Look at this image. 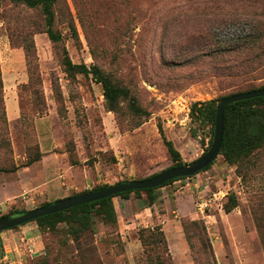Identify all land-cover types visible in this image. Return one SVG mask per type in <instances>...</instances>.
Returning a JSON list of instances; mask_svg holds the SVG:
<instances>
[{"label": "rangeland", "instance_id": "rangeland-1", "mask_svg": "<svg viewBox=\"0 0 264 264\" xmlns=\"http://www.w3.org/2000/svg\"><path fill=\"white\" fill-rule=\"evenodd\" d=\"M77 1L78 7L65 0L67 7L58 11L55 22L71 61L112 74L149 115L137 125L125 105L118 113L109 111L102 85L92 73L65 71L60 47L36 30L41 25L38 12L2 1L0 71L11 121L7 117V144H0V173L15 174L36 163H57L61 171L49 177L44 193H26L11 205L0 204V216L172 167L162 133L184 163L198 159L208 146L211 125L191 120V104L228 94L238 81L224 77V64L209 55L235 48L241 37L264 26V0ZM68 16L77 38L67 29ZM80 17H86L85 24ZM30 40L34 49L28 55L24 45ZM240 55L232 51L223 57L234 64ZM251 64L254 71L247 80L264 84V57ZM38 153L39 160L27 165ZM250 159L242 168L243 177L219 154L208 169L157 189V199L149 207L139 204L134 194L129 201L114 197L116 223L97 217L94 225L100 264H146L138 233L154 226L165 234L170 264H209L208 246L216 264H264V149ZM46 168L44 175L58 172L55 165ZM231 196L237 205L227 212ZM205 199L209 206L201 211L199 204ZM32 223L22 228L42 248L19 242V226L3 230L0 252L6 257H0V264H35L48 249L51 257H60L59 264H73L65 261L76 250L71 239L63 244L64 226L58 225V233L38 234Z\"/></svg>", "mask_w": 264, "mask_h": 264}, {"label": "trees", "instance_id": "trees-1", "mask_svg": "<svg viewBox=\"0 0 264 264\" xmlns=\"http://www.w3.org/2000/svg\"><path fill=\"white\" fill-rule=\"evenodd\" d=\"M2 1L5 0H0V5ZM8 1L16 6H21L26 9L38 12L41 17V25L36 30L45 32L48 35L50 41L60 47L61 63L65 71L69 75H73L77 72L86 74L92 73L97 82L102 85L105 106L109 111L118 113L122 109V105H125L127 113L138 119V123H136L137 125H139L144 120V118L149 115L146 109H144L138 103L136 97L131 94L129 88L117 81L112 74L103 71L96 65L88 67L84 63H73L71 61L66 48L62 45L63 36L61 32L55 27L58 11H61L63 9V6L67 7L65 0ZM73 3L77 7L80 4V2L77 0H73ZM82 4L84 5L85 2H82ZM85 18L80 17L82 25L85 24ZM66 24L67 29H69L72 37L77 38V29L72 17H69L66 20ZM258 29V31L249 34L248 36L241 37V40L239 39V41L234 43L237 44L235 48L229 50L223 48L220 49V51L217 49L209 55L212 58L211 60L215 61L216 63L219 61L221 62V64H224L222 66L224 77L237 78L238 81L236 85H234L235 89L232 92L222 95L217 99L195 101L190 106L189 115L192 121L197 123L209 122L211 125V137L209 139V143L205 149V152L208 150L212 143L217 101L223 97H227L233 94L264 88V84L256 86L254 85V83L247 80V78L254 71L251 67V62L253 61V59L264 57V26L261 24ZM206 33L208 38L211 39L209 33ZM10 42L12 43V40H10ZM24 48L26 53L30 55L34 49L33 42L30 40L27 45H24ZM232 51H236V53L238 52V54H241L240 56L235 57V59L233 60L234 64H230L229 60L224 59L223 57L225 53H230ZM139 119H141V121H139ZM6 130L7 114L3 95V80L0 71V144H7V140H5ZM160 131L162 133L161 129ZM162 136L169 155L173 161L172 167L183 165L184 162L181 159L179 151L174 147L173 143L170 140L165 138L163 133ZM262 149H264V96L235 101L228 104L224 112L223 140L219 151V154L223 157L225 162H227L228 164H235L237 166V172L244 177L242 168L248 166L251 160L250 158L254 154L260 152ZM37 160H39V153L36 154L33 158L28 159L27 165ZM212 163H210L203 170L208 169ZM156 174L157 173L146 178L152 177ZM182 178L185 177H178L168 180L163 185L155 188L136 189L119 192L107 198L38 217L35 220H32V222L36 223L40 234L42 233V231L58 233V225L62 224L64 226L63 235L65 238L62 242L64 245H67L68 239H71L74 244L73 247L76 250V253L70 254L67 258H65V261L73 264H100L96 248L93 243L94 225L97 217H100L105 223H116V212L113 198L119 197L123 200L129 201L131 194H134V199H136L139 204L141 202L142 204H144V207H149L150 205L154 204L157 199V189ZM128 181L131 180H121L119 182H116L115 184ZM107 186L110 185H97L91 190H98ZM87 191H82L73 195L81 194ZM144 196L145 199L143 198ZM46 204L47 203H44L41 206ZM236 205V198L234 196H231L229 202L225 204V211L229 212ZM24 211L26 210L21 209L15 212L4 214L2 216L19 215ZM133 215V213L128 214L129 217H133ZM26 223L22 225H25ZM191 225L199 228L198 222L196 221H192ZM184 226L186 229V223L184 224ZM17 227L18 226H15L13 228ZM202 230L203 227H200V233H198L200 238H203ZM186 231L188 232V229H186ZM138 238L142 246L143 257L146 264H170L169 262L171 258L167 240L164 232L159 226L139 229ZM187 239L189 240V245L192 248L193 245L190 242V238L187 237ZM208 243L206 240V242H204V245ZM206 252L208 253L207 260L209 264H216L214 254L209 246ZM60 260L61 259L57 256V254L51 257L50 250L48 249L47 254L40 256L35 264H59Z\"/></svg>", "mask_w": 264, "mask_h": 264}, {"label": "water", "instance_id": "water-1", "mask_svg": "<svg viewBox=\"0 0 264 264\" xmlns=\"http://www.w3.org/2000/svg\"><path fill=\"white\" fill-rule=\"evenodd\" d=\"M260 96H264V88L233 94L227 97H223L217 101L212 143L208 150L198 159L190 163H184L181 166L169 167L149 178L121 182L107 187H103L98 190H91L81 194L68 196L59 199L52 204H46L43 206L26 210L19 215L0 216V232L3 230L11 229L15 226H20L26 222L35 220L38 217L63 211L92 201L107 198L119 192L136 189L155 188L163 185L168 180L178 177H189L202 171L210 163H212L219 154L221 143L223 140L224 112L226 106L235 101Z\"/></svg>", "mask_w": 264, "mask_h": 264}, {"label": "crops", "instance_id": "crops-1", "mask_svg": "<svg viewBox=\"0 0 264 264\" xmlns=\"http://www.w3.org/2000/svg\"><path fill=\"white\" fill-rule=\"evenodd\" d=\"M4 88H5V93H6L7 88L5 86V82H4ZM10 96L12 97L13 95H11L10 93ZM7 99H8L7 96H5V104H7ZM6 112H7L8 120L11 121L9 114H8L9 112H8L7 105H6ZM18 115H19V111L17 114L14 113L13 117L16 118ZM44 157L45 156L42 157L41 162L44 161ZM53 165H55L56 169H58L57 163H54L51 166H48V165L38 166L36 163V165H33V166L31 165L24 166L22 168L17 169L15 174L5 175V174L0 173V204L11 205L18 196H21V195L24 196L26 193L30 194L31 196H33L37 191L39 193H44L47 189L49 177L59 174V172L61 171L58 169V172L56 173L55 172L53 173V171H51L52 173L48 172V174L46 173L44 175L43 168H46V167L52 168ZM33 168H36V169L33 170ZM29 223H32V221H30ZM27 224L28 223H26L25 225ZM32 224H35V226L37 227L36 223L33 222ZM25 225L19 226L17 228V232H15L20 235L21 240H19V242L22 241V243L25 242L27 244L31 242L32 245L41 249L42 247H38L39 245H37L38 243L36 240L33 241V238L27 237L26 231L23 229ZM38 234H39V230H38Z\"/></svg>", "mask_w": 264, "mask_h": 264}, {"label": "built area", "instance_id": "built-area-1", "mask_svg": "<svg viewBox=\"0 0 264 264\" xmlns=\"http://www.w3.org/2000/svg\"><path fill=\"white\" fill-rule=\"evenodd\" d=\"M213 196H215V194H213ZM207 206H209V203L206 199L201 201L199 204V208L201 211H204ZM4 257H6V255Z\"/></svg>", "mask_w": 264, "mask_h": 264}, {"label": "flooded vegetation", "instance_id": "flooded-vegetation-1", "mask_svg": "<svg viewBox=\"0 0 264 264\" xmlns=\"http://www.w3.org/2000/svg\"><path fill=\"white\" fill-rule=\"evenodd\" d=\"M1 252H2V253H1ZM1 252H0V255H1L0 257H1V258H4L3 251H1Z\"/></svg>", "mask_w": 264, "mask_h": 264}]
</instances>
